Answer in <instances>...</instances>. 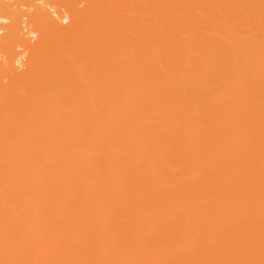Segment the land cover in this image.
I'll return each mask as SVG.
<instances>
[{"label": "bare ground", "instance_id": "1", "mask_svg": "<svg viewBox=\"0 0 264 264\" xmlns=\"http://www.w3.org/2000/svg\"><path fill=\"white\" fill-rule=\"evenodd\" d=\"M0 264H264V0H0Z\"/></svg>", "mask_w": 264, "mask_h": 264}]
</instances>
